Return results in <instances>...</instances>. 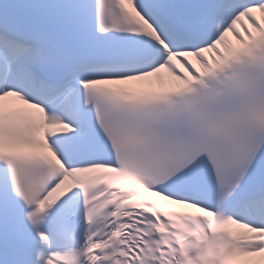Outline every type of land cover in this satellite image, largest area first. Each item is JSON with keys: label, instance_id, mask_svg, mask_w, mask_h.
Segmentation results:
<instances>
[{"label": "snow or ice", "instance_id": "6c2138e0", "mask_svg": "<svg viewBox=\"0 0 264 264\" xmlns=\"http://www.w3.org/2000/svg\"><path fill=\"white\" fill-rule=\"evenodd\" d=\"M0 264H264V0H0Z\"/></svg>", "mask_w": 264, "mask_h": 264}]
</instances>
